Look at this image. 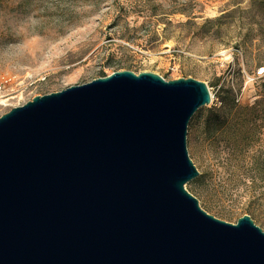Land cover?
I'll return each instance as SVG.
<instances>
[{
    "label": "water",
    "instance_id": "water-1",
    "mask_svg": "<svg viewBox=\"0 0 264 264\" xmlns=\"http://www.w3.org/2000/svg\"><path fill=\"white\" fill-rule=\"evenodd\" d=\"M193 77L113 72L0 117V264H264L249 214H209L186 185L210 105Z\"/></svg>",
    "mask_w": 264,
    "mask_h": 264
},
{
    "label": "rangeland",
    "instance_id": "rangeland-1",
    "mask_svg": "<svg viewBox=\"0 0 264 264\" xmlns=\"http://www.w3.org/2000/svg\"><path fill=\"white\" fill-rule=\"evenodd\" d=\"M122 70L209 85L186 188L209 214L264 230V0H0V117Z\"/></svg>",
    "mask_w": 264,
    "mask_h": 264
},
{
    "label": "trees",
    "instance_id": "trees-1",
    "mask_svg": "<svg viewBox=\"0 0 264 264\" xmlns=\"http://www.w3.org/2000/svg\"><path fill=\"white\" fill-rule=\"evenodd\" d=\"M187 78V77H186ZM222 108V107H221ZM220 108V109H221ZM219 111V108H217V107H212L211 109H210V113H211V115H210V117H209V119L207 120V122H206V130L207 131H210L213 127H214V125H213V121H212V117H213V115H215L217 112Z\"/></svg>",
    "mask_w": 264,
    "mask_h": 264
}]
</instances>
